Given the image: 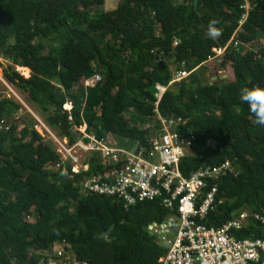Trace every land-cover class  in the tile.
Wrapping results in <instances>:
<instances>
[{"label": "trees", "instance_id": "1", "mask_svg": "<svg viewBox=\"0 0 264 264\" xmlns=\"http://www.w3.org/2000/svg\"><path fill=\"white\" fill-rule=\"evenodd\" d=\"M248 1L240 23L245 0H120L98 14L105 0H0V56L11 61L3 76L71 141L87 124L100 139L148 146L156 106L163 117H181L176 130L195 136L180 161L184 176L227 160L238 170L217 179L216 208L201 222L220 226L247 208L264 215V126L239 100L241 88L264 85V0ZM212 19L221 32L215 39L206 34ZM211 63L230 67L234 79L206 81L200 71ZM180 71L190 73L174 80ZM96 74L101 80L86 85ZM21 107L0 100V264H57L53 246L62 242L92 264H158L167 249L147 227L178 211L159 200L127 208L84 195L78 181L101 170L97 160L87 172L73 173L69 163L64 172L36 122L22 121ZM250 228L239 236H262L256 223Z\"/></svg>", "mask_w": 264, "mask_h": 264}, {"label": "built area", "instance_id": "2", "mask_svg": "<svg viewBox=\"0 0 264 264\" xmlns=\"http://www.w3.org/2000/svg\"><path fill=\"white\" fill-rule=\"evenodd\" d=\"M243 7L246 11L240 23L251 8L248 0ZM238 43L234 40L235 46ZM225 49L215 48L217 54L210 60L223 55ZM189 73L180 71L173 79L178 80ZM100 80V75L96 74L85 83L93 86ZM156 108L154 118L160 130L152 135L150 147L129 150L111 145L106 138L100 139L94 132H89L87 124L76 126L78 133L74 141L54 133L47 125H44V131L48 135L46 139L51 140L60 155L58 166L66 164L64 172H68L67 163L73 173L87 172L92 160H97L95 165H100L102 171L78 181L77 185L84 195L111 197L125 206L160 200L166 208L178 211L177 216L163 223L148 225L149 232L167 249L158 264H264V215L247 208L235 213L220 226H208L201 222L216 208L218 187L215 182L222 174H237V168L227 160L219 165L201 167L190 176H184L180 161L190 152L195 136L181 135L176 126L183 119L163 117ZM40 134L44 136L42 132ZM34 219L33 215L27 214L26 220ZM252 223L260 228L262 236L240 237L242 230H253L250 228ZM67 247L64 242L53 246L58 264H91L78 259Z\"/></svg>", "mask_w": 264, "mask_h": 264}, {"label": "rangeland", "instance_id": "3", "mask_svg": "<svg viewBox=\"0 0 264 264\" xmlns=\"http://www.w3.org/2000/svg\"><path fill=\"white\" fill-rule=\"evenodd\" d=\"M120 0H105V4L99 7H96L94 9V13L98 14L101 13L103 11H109V10H113L116 8V6L118 5ZM262 42L264 43V37L262 36ZM51 42L48 43V45H50ZM247 47L249 48V45H247ZM8 64H11V61H9L8 59H5L4 57L0 56V100L2 98H10L13 101L19 103L22 107L20 109V114L22 121H26L28 123H32V122H36L35 123V127L44 134L45 138H48L47 134L44 131V125H47L49 128H51L54 133L58 134V130L52 128L45 120L44 117V112L37 110V108H35V106H33L28 98L27 95L25 93H23L21 90H19L16 86L12 85L11 83H9L3 76V71H2V67L3 66H7ZM21 66L16 65L15 68L16 70H19L20 73L25 76V77H29L31 74V70L29 68V71L27 73L23 72L22 70H20ZM208 71L205 72L203 74L202 71H200V73L206 78V81L209 82H217V83H223L225 81H231L234 79L233 76V72L232 69L230 67L227 68H218V67H214L213 64L211 63L210 66H207ZM176 74V72L174 73V75ZM224 75H226V78H223ZM53 83L55 85H59V81L58 79H54ZM65 109L70 110L72 108V104L71 102H67L64 106ZM122 118H124L125 120H127V117L122 115ZM35 120V121H34ZM78 127H81L78 126ZM60 135V134H58ZM62 136V135H60ZM106 138H108V143L111 145H117L118 146V142L120 143V145L127 147L129 149H133L134 146L132 147H128L131 145V143L128 142H120V140H118V138L116 136H107ZM49 142H51L50 139H47ZM52 143V142H51ZM50 144V143H49ZM51 145V144H50ZM52 146V145H51Z\"/></svg>", "mask_w": 264, "mask_h": 264}, {"label": "clouds", "instance_id": "4", "mask_svg": "<svg viewBox=\"0 0 264 264\" xmlns=\"http://www.w3.org/2000/svg\"><path fill=\"white\" fill-rule=\"evenodd\" d=\"M217 24L218 21L216 19L208 22L206 34L209 39H215L221 35ZM239 100L248 106L249 111L254 116V122L259 126H264V85L241 88Z\"/></svg>", "mask_w": 264, "mask_h": 264}, {"label": "crops", "instance_id": "5", "mask_svg": "<svg viewBox=\"0 0 264 264\" xmlns=\"http://www.w3.org/2000/svg\"><path fill=\"white\" fill-rule=\"evenodd\" d=\"M148 125H150L151 126V128L153 129V133H152V135L153 134H155L156 133V131H158V130H160V126H159V124L158 123H156L155 122V118H153L149 123H148ZM152 135L150 136V138H149V144H148V146H145V147H150L151 146V141H152ZM105 138V137H104ZM106 140L108 141V138H106ZM53 146V145H52ZM118 146H121L120 144H118ZM134 148L135 147H141V146H144V145H141L139 142H136L134 145ZM121 147H124V146H121ZM124 148H126V149H129V148H127V147H124ZM133 148V149H134ZM192 149V148H191ZM191 149H190V152H191ZM129 150H132V149H129ZM188 154V153H187ZM183 158V157H182ZM102 170H99L98 172H101ZM87 196V195H86ZM147 201H149V200H147ZM160 201V200H159ZM144 202H146V201H144ZM139 203H141V202H139ZM161 203V202H160ZM138 204V203H137ZM162 204V203H161ZM136 205V204H135ZM163 205V204H162ZM130 206H134V205H130ZM130 206H126L127 208L128 207H130ZM164 206V205H163ZM165 207V206H164ZM166 208V207H165ZM167 209H169V208H167ZM169 210H171V209H169ZM176 210V209H175ZM173 217V216H172ZM168 218H170V217H168ZM167 218V219H168ZM166 219V220H167ZM165 220V221H166ZM147 230H148V227H147ZM149 231V230H148ZM150 233V232H149ZM151 234V233H150ZM153 235V234H152ZM154 236V235H153ZM155 237V236H154ZM155 239H156V241L158 242V240H157V238L155 237ZM159 243V242H158ZM55 244H57V243H55ZM54 244V245H55ZM160 244V243H159ZM161 246H163L162 244H160ZM164 247V246H163ZM86 261V260H85ZM89 263H91V262H89ZM57 264H58V262H57ZM92 264V263H91Z\"/></svg>", "mask_w": 264, "mask_h": 264}, {"label": "bare ground", "instance_id": "6", "mask_svg": "<svg viewBox=\"0 0 264 264\" xmlns=\"http://www.w3.org/2000/svg\"><path fill=\"white\" fill-rule=\"evenodd\" d=\"M19 69L22 70L25 73H27L29 71V68H27V67H22L21 66Z\"/></svg>", "mask_w": 264, "mask_h": 264}, {"label": "water", "instance_id": "7", "mask_svg": "<svg viewBox=\"0 0 264 264\" xmlns=\"http://www.w3.org/2000/svg\"><path fill=\"white\" fill-rule=\"evenodd\" d=\"M110 230H111V228L110 229H108L107 231H105L104 233H102V237H105V236H107L109 233H110Z\"/></svg>", "mask_w": 264, "mask_h": 264}]
</instances>
